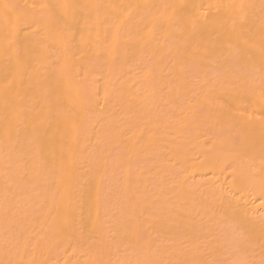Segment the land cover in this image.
<instances>
[{
	"label": "bare ground",
	"instance_id": "obj_1",
	"mask_svg": "<svg viewBox=\"0 0 264 264\" xmlns=\"http://www.w3.org/2000/svg\"><path fill=\"white\" fill-rule=\"evenodd\" d=\"M46 2L0 0V264H260L264 0Z\"/></svg>",
	"mask_w": 264,
	"mask_h": 264
},
{
	"label": "snow or ice",
	"instance_id": "obj_2",
	"mask_svg": "<svg viewBox=\"0 0 264 264\" xmlns=\"http://www.w3.org/2000/svg\"><path fill=\"white\" fill-rule=\"evenodd\" d=\"M10 7L9 5H5V8ZM19 7V6H16ZM79 6L73 3H69L68 0H53L50 3H41L39 5L32 4L26 5V9L36 10L39 9L38 12H32V15H36L40 18V20H57L61 22H66L70 20L75 14L77 8ZM242 7V6H241ZM262 40H264V36H262ZM250 88L253 92H259V98L262 102H264V70L261 72V76L259 79V83H255L254 81L250 83ZM237 232L239 239L233 242V248L236 252H240L242 248L247 243V235L245 231L237 227ZM144 264H153L151 261H146ZM170 264H229L228 261H205L203 259L198 258V255L194 251L193 257L191 259L170 262ZM231 264H255L254 261L244 260V259H234L231 261ZM260 264H264V259L260 261Z\"/></svg>",
	"mask_w": 264,
	"mask_h": 264
}]
</instances>
